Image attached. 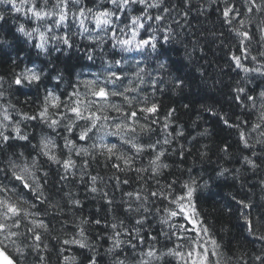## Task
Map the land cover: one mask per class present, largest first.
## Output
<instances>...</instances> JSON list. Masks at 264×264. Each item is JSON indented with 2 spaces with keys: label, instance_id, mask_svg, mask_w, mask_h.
I'll return each instance as SVG.
<instances>
[{
  "label": "snow or ice",
  "instance_id": "obj_1",
  "mask_svg": "<svg viewBox=\"0 0 264 264\" xmlns=\"http://www.w3.org/2000/svg\"><path fill=\"white\" fill-rule=\"evenodd\" d=\"M208 3L216 5L222 25L237 38L236 50H229V59L245 74L232 87V99L247 115H236L234 120L226 115L219 118L227 128L235 129L238 144L245 151L243 165L259 175L258 170H264V81L256 88L248 85L255 82L254 77L264 78V0ZM194 9L197 17L207 13L204 0H0V32L12 17L15 33L38 56L63 54L75 47L73 36H80L94 45L84 49L87 60L95 62L98 50L104 62L102 73H92L93 78L87 80L77 76L75 83L68 81L71 91L66 88L60 92L64 73L58 71L51 76L54 83L49 88L43 85L42 78L47 74L42 68L35 63L21 68L24 60L19 52L15 58L9 57L15 66L11 77L0 75V264H49L50 256L44 253L53 250L58 253L59 264H78L75 255H64L73 248L82 250L84 259L79 264H101L99 250L87 235L86 226L90 224H103L111 230L107 235L110 246L104 249V254L111 257L110 264H230L233 259L235 264H264V212L253 216L256 204L251 199L236 203L246 210L240 212L245 231L260 247L255 249L253 244L251 256L243 252L233 258L222 251L224 246L212 235L198 209V189L207 188L208 181L199 185L194 179L180 182L165 177L169 165L162 159L163 145L171 143V133L166 130L176 110L165 114L162 138L147 143L140 140L141 134L157 132L152 126L160 123V105L155 97L165 91L168 81L164 74L171 78L167 53L181 35L172 24L191 28L189 17ZM21 17L34 26L17 22ZM74 25L79 30L75 33ZM211 35L217 37L216 32ZM18 39L12 36L13 41ZM253 42L260 45L255 55L251 51ZM190 43L191 51L187 47L185 50L189 61L197 49L203 52L198 39ZM12 47L10 41L0 38V53ZM172 83L179 89L185 80L177 75ZM41 86L44 96L32 113L6 101L9 90L35 87L39 91ZM29 126L39 127V133L32 135ZM209 134L207 129L200 133ZM231 148L225 142L220 149L225 159ZM145 152L151 153L148 163L137 166ZM97 157L103 158L105 167L115 169L110 177L115 180L114 192L121 191L122 197L128 198L119 201L118 209L114 198L98 186L102 178L88 171ZM230 171L222 168L217 176ZM132 172L141 183L128 191L123 186L130 184L128 174ZM117 173H124L125 178ZM76 179L86 185L87 191L99 195L109 210L125 213V218L114 214L111 223L87 218L79 223L68 220L64 205L82 207L81 201L66 190ZM258 186L264 193V179ZM53 221L59 224L60 232H66L69 225L75 231L68 238L54 235L57 228ZM161 243L163 247H158Z\"/></svg>",
  "mask_w": 264,
  "mask_h": 264
},
{
  "label": "trees",
  "instance_id": "obj_2",
  "mask_svg": "<svg viewBox=\"0 0 264 264\" xmlns=\"http://www.w3.org/2000/svg\"><path fill=\"white\" fill-rule=\"evenodd\" d=\"M204 4L207 8L206 15L197 17L194 9L189 17L191 28L186 26L181 28L176 24H172L176 32L181 35L178 38L179 42L172 44L167 53L171 78L167 73L164 74L165 80L168 81L164 86L165 91L158 93L155 97L160 105V123L152 126L157 129V132L150 135L141 134L140 140L147 143L149 141L155 142L158 136L162 138L165 114L170 109L176 110L170 118L169 127L166 130L171 133L168 136L171 143L163 145L165 156L162 159L169 165V168L165 170V177L169 180L177 179L180 182L194 179L199 185H203L205 181H208V187H201L198 191V209L201 218L205 220L212 235L224 246L222 251L227 256L235 258L243 252H247L251 256L254 251L253 244H255V249H259L260 244L252 241V237L248 236L245 231L240 212L246 210L239 208L236 200L251 199L256 204V208L252 210L253 216H259L260 213L264 212V199L261 198L264 193L258 186L260 179H264V170H258L259 175H256L243 165L242 155L245 154V151L238 144L239 137L235 129L227 128L219 118L220 115H226L234 120L236 115H240L241 118L247 115L246 112L241 111L232 99V87L245 74L235 69L229 59V50H236L237 38L222 25L219 13L215 11L216 5L209 4L208 0H204ZM89 6H91L90 3ZM17 22H24L26 27L34 26L31 21H24L22 17ZM89 26L94 27V25ZM77 31L79 30L74 25L72 32ZM212 32H216L217 37H213ZM219 33H223V36H219ZM13 35L19 37V39L13 41ZM0 38H4L13 44L11 49H6L5 53H0V75H5L9 79L12 69L15 67L9 57L15 58L17 52L24 60V63L20 65L21 68L24 67V64L31 66L35 63L38 68L44 70L47 74L42 78L44 86L52 87L54 82L51 80V76L57 74L58 71L64 73V83L60 85V92L68 88L69 80L75 83L77 76H80L82 80H87L93 78L92 73H102L103 71L104 62L99 51L97 50L95 53V62L87 60L84 49L92 45V42L80 36H73L75 47L66 50L63 54L53 52L50 57L43 54L38 56L36 51L26 43L25 39L15 33V25L12 23V17H9L8 23L4 25L3 32H0ZM197 39L203 52L197 49L193 53L192 60L189 61L185 57L186 47L187 50L191 51L190 41ZM213 40L215 42H212ZM92 46L94 47V45ZM105 47L108 48L110 53L111 49L107 44ZM259 48L260 45L253 42L251 45L252 54L255 55ZM127 55L132 57L135 54ZM88 63L94 67L92 69L86 67ZM149 63L153 64V67L156 66L153 61H149ZM245 63L250 62L245 61ZM177 75L185 80V84L179 89L174 88L172 83V79ZM254 80V83L248 85L249 88H256L264 81V78L254 77ZM44 86H41L39 91L35 87L24 88L20 92H16L14 89L9 90L6 101H11L18 110L32 113L43 99ZM68 90L71 91L70 88ZM83 90L81 86V91ZM208 108H211L212 111H207ZM252 118L255 119V116ZM205 129L210 134L201 136L200 133L204 132ZM27 130L32 135H37L40 131L39 127L32 128L31 126ZM179 131H183L184 135H176ZM33 142L35 143V141ZM225 142L232 145L227 159L224 158V154L220 150ZM58 143L62 144L63 141L58 138ZM202 153L205 155H202ZM150 155V152H145L137 160V166L146 165ZM74 159L79 161L80 158L74 157ZM222 168H228L231 171L226 173L225 176H217V172ZM237 169H239L238 173L236 172ZM55 170L56 166L53 165V174ZM88 171L92 175H98L102 178V182L98 186L114 198L117 202L115 208L120 207L119 201L122 198L128 199L126 196L122 197L121 191L114 192L112 185L115 184V180L110 179V177L115 173V169L105 167L102 157H97V160L92 163ZM117 175L121 179L125 178L124 173H117ZM235 175H238L239 179H234ZM136 176L135 172L129 173L130 184L124 185L123 188L128 191L138 188L141 182L137 181ZM53 178H55L54 175ZM161 179L163 182L164 178ZM56 187L59 188L60 185H56ZM66 190H70L82 204V207L75 209L64 205L66 218L72 223H79L81 218L101 219L111 223L114 214L120 218H125V213L122 211L114 213L109 210V206L104 200L99 195L87 191L86 185L80 183L78 179L72 181ZM150 207L155 206L150 205ZM125 222L127 224L128 221L125 220ZM53 224H56V221H53ZM59 227V224H56L57 231L53 234L63 238H68L75 231L71 225H69L66 232H60ZM86 228L87 235L90 238L89 242L99 250L101 264H110L111 257L104 254V249L110 246L107 235L111 230L105 229L103 224H90ZM156 228L157 225L154 224L153 231ZM52 243L56 244V241H52ZM158 247H163V243ZM81 251L73 248L64 255L69 257L75 255L79 264L84 259L80 255ZM44 255L50 256L49 264H59L57 251L53 250L50 253H44ZM29 259L31 260L32 257H29ZM230 264H235L234 259L230 261Z\"/></svg>",
  "mask_w": 264,
  "mask_h": 264
},
{
  "label": "bare ground",
  "instance_id": "obj_3",
  "mask_svg": "<svg viewBox=\"0 0 264 264\" xmlns=\"http://www.w3.org/2000/svg\"><path fill=\"white\" fill-rule=\"evenodd\" d=\"M86 67H88V68H91V69H92V67H94V66H92L90 63H88V64L86 65ZM198 191H199V189H198Z\"/></svg>",
  "mask_w": 264,
  "mask_h": 264
}]
</instances>
